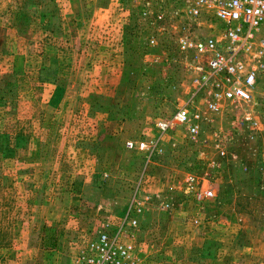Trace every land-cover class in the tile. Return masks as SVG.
Instances as JSON below:
<instances>
[{
    "label": "rangeland",
    "instance_id": "1",
    "mask_svg": "<svg viewBox=\"0 0 264 264\" xmlns=\"http://www.w3.org/2000/svg\"><path fill=\"white\" fill-rule=\"evenodd\" d=\"M114 2L119 16L110 22L107 13L85 17L75 35H111L127 43L126 56L116 59L104 41H93L76 59L73 46L61 43L66 21L58 11L41 33L30 28V20L43 17L39 1L31 2L26 20L25 11H8L24 0H0V264H71L105 218V211L95 216L94 204L127 185L134 192L137 167L128 180L109 171L107 159L138 164L121 146L126 138L143 137L141 122L149 129L145 138L164 139L162 153L157 148L152 155L159 164L152 169L156 179L163 181L173 168L207 179L213 191L201 203L174 195L170 215L152 214L141 222L137 238L145 243L140 251L148 253L144 264H264V135L248 140L249 127L239 123L252 112L264 131V107L233 106L223 116L202 109L195 142L182 127L160 134L155 123L170 118L176 105L188 106L193 76L183 70L186 57L173 30L164 25L159 31L158 20L147 25L139 19L145 2L158 16V0ZM14 14L20 15L18 24L11 22ZM148 34L156 45L146 43ZM47 39L51 44L44 45ZM50 46L56 50L43 56ZM116 130L123 138L107 134ZM211 202L214 213L226 218L206 216Z\"/></svg>",
    "mask_w": 264,
    "mask_h": 264
},
{
    "label": "built area",
    "instance_id": "2",
    "mask_svg": "<svg viewBox=\"0 0 264 264\" xmlns=\"http://www.w3.org/2000/svg\"><path fill=\"white\" fill-rule=\"evenodd\" d=\"M139 19L147 25L158 20L159 31L164 25L173 30L177 50L186 57L183 70L193 76L187 107L195 109L176 105L170 118L158 121L162 134L182 127L195 142L205 119L202 109L223 116L233 106L264 107V91L258 93L264 87V0H158V16L145 2ZM146 43L156 45L157 38L148 34ZM195 100L201 105L195 106ZM239 123L249 127L248 140L264 135L252 112L243 115ZM219 154L224 157L222 149ZM189 179L190 185L178 191L181 195L198 203L213 197L207 179ZM143 198L148 201L147 196ZM143 201L134 197L123 220L104 218L92 228L93 237L79 247L71 264H141L143 242L137 235ZM159 207L171 208L163 201Z\"/></svg>",
    "mask_w": 264,
    "mask_h": 264
},
{
    "label": "crops",
    "instance_id": "3",
    "mask_svg": "<svg viewBox=\"0 0 264 264\" xmlns=\"http://www.w3.org/2000/svg\"><path fill=\"white\" fill-rule=\"evenodd\" d=\"M32 1L33 0H24V5H21L20 8H18V6L16 7L11 6L10 10L8 11L11 14H13V11H15L16 13L18 12V14H21L22 12L25 11L27 14V18H26L27 20L29 19V15L32 14L30 12ZM37 1H39L38 13L43 17L42 19H37V21L30 20L31 22L30 28H32V30H40L41 33H46V30L50 27L49 24L51 23V18H48V17L52 14V12L56 14L57 13L56 11H58V15L63 16V19L66 21V24H64V31L62 33V36L60 37V40H62L61 43L66 46H73L76 59L79 57L81 58V56L84 54V50H82V46H84L86 43L90 44L93 41H98L99 43L104 41L103 43L106 46H108L110 50V52L109 50L107 51L108 55H113L114 58L116 59L120 58L121 56L122 57L126 56V51H127L126 44L127 43L124 41L122 43H119L117 42V39H114V37L111 38V35L104 38V40L103 38L99 40L97 39L89 40L88 38L83 39L84 37L82 38V36L75 35L76 30L78 29L79 26L82 25V22H84L85 17H86V20H88L90 16L93 19L95 16H100L101 13L103 14L107 13L108 14L107 22H110V20L108 19L110 18L113 19L114 16L115 18L119 16L118 11L120 8L118 4L114 2V0H92V1L91 0L90 1L88 0H37ZM58 1L62 2V4L61 3L57 4ZM26 2H27V5L25 6ZM88 2L90 3V5L86 4ZM19 19H20V15L16 17V15L14 14L11 22L18 24V22H20ZM44 42H43L44 45L51 44V40H48V39L45 40ZM119 45H123L122 47L124 48L118 51L112 49V46H119ZM49 50L54 51L56 49L53 46H50L47 49V51L44 52L43 56H45L46 52H48ZM79 54H82V55H79ZM124 119L125 120H120V122L123 125L124 123L127 122L128 118L124 117ZM122 124L120 127H122ZM146 124L147 123L145 122H141L140 124L141 125L140 133L143 136L142 138L140 136L138 138H126V140H124L123 142V146H121L123 155H125L126 153H131V156L136 157V159H134L138 162L136 166L134 165V163L130 164L132 161L130 159L126 161L128 162L127 164H124L125 158L123 155H122V158H124V160L122 162H119L118 160H116L114 156H112L113 159L112 157H110V159H107L109 163L107 166V169L116 174L118 173H122V175L126 174V179L129 178V175H131L135 167H137L136 169L138 170H136V173L134 174L135 176H133L134 179H136V185L134 186V190H133L134 192L131 193L130 192L131 190L129 189L127 185L124 187L125 190L123 192H120V193L115 192L113 194H110V196L104 200L99 199V202L97 201V203L94 204L95 206L93 205L94 206L93 211L95 212V216L105 211L104 216H102V218L105 217L109 219H114V221L118 222L125 218L127 214V209L130 207L132 199L134 197L143 201L145 199L143 197L147 196L148 201L142 202L143 213L138 217V220L140 221L139 222V227H140L141 222L143 220L149 219V217L152 216V214H156L157 216H161L165 214L170 215L169 211L172 210V207L169 210L161 209L159 207L161 202L163 201V203H169L171 206V202L169 199H171L174 195H181L178 191L184 190L185 187L190 185V179H189L190 175L185 172L174 170L173 168H171L168 171V174L167 176L163 178V181H160L158 178L156 179V176H154V174L152 173V169L155 167V165L158 166L159 164L153 161L152 155L157 150V148L160 149L162 153L163 151L162 143L164 139L160 137L158 138V140L155 138H147V137L145 138L144 133L145 131L149 130L145 126ZM157 124L158 122L155 123V126L158 128ZM116 132H117L116 134H111L110 132L109 133L107 132V134L115 135L116 137L123 138L124 134L122 131L118 132L116 130ZM140 155L143 156L142 161H141V158H139ZM98 161L99 159L98 157H96L94 162L97 163ZM118 163L122 164L121 167L117 166ZM104 175L108 177V174L105 173ZM111 179H112V176H111ZM109 181L111 182L112 180H109ZM144 190L148 192H145ZM208 199L210 198L204 199V201ZM116 203L121 205V207L116 208L114 206ZM213 203L215 204V202H211L210 203L211 205L208 206L207 208L208 211H206V216H208L209 219H211L210 217L212 216H216V214L218 215V218H220L221 216L225 217V214H221L220 212L214 213L215 209L213 208L215 206ZM220 204L221 203L219 202V206ZM81 205L82 206L88 205V202L82 200ZM113 206L115 208H113ZM218 209H220V207ZM99 216L100 217L96 219L97 221L99 219H102L101 214ZM143 244L145 245L144 242ZM141 257L143 259L141 264H144V262H146V259L148 257V253L146 252Z\"/></svg>",
    "mask_w": 264,
    "mask_h": 264
}]
</instances>
